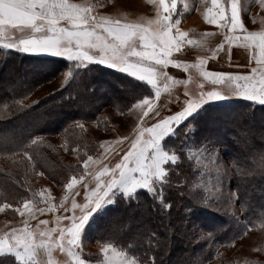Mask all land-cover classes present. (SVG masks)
<instances>
[{"label":"trees","instance_id":"trees-1","mask_svg":"<svg viewBox=\"0 0 264 264\" xmlns=\"http://www.w3.org/2000/svg\"><path fill=\"white\" fill-rule=\"evenodd\" d=\"M28 31L32 30L6 26L3 34L24 37ZM0 62L12 65L11 69L0 67V72L6 75L13 72L11 82L16 80L12 86L0 87V158H14V163L23 164L25 168L28 165L31 169L50 165L54 175L68 173L71 166L56 163L47 150V142L41 137L63 135L77 121L96 120V111L104 103L115 111L123 112L140 99L153 95L152 89L145 82L111 67L90 63L74 70L68 79L50 93L26 102L25 99L30 98L37 86L58 78L69 63L63 57L12 52L3 48H0ZM23 67H29L33 71L45 69L47 74L33 80L27 75L20 82L18 70ZM97 80L102 85L113 87V92L109 100L100 102L99 108L84 115L83 109L91 103L88 90L93 89L91 83L94 85ZM121 80L129 82L131 87L125 94L120 95L115 84H119ZM79 87L86 92L81 97ZM241 107L245 108L241 120L238 122L231 119L225 121V124L223 118L227 119L230 113ZM73 109H78L77 115L64 116ZM54 116L64 117L52 127L44 124V118L50 121ZM191 118H194L189 122L193 126L191 136L195 138L196 144L203 139L204 134L199 133L203 131L199 122L204 118H217L219 123L228 127L224 130V135L220 134L219 127L206 132L219 137L224 143L222 152L230 171L229 184L235 191L236 204L239 207L237 213H220L215 209L217 200L211 206L197 202L207 188L203 185L201 168L186 153L189 133L186 134L179 126L175 128V133L167 135L161 142L164 150L177 154L176 163L165 164L168 170L165 180L152 185V190L140 188L132 195H119L93 221L91 241L98 245H111L135 258L139 264H169L173 247L177 250L174 255L175 264H204L215 257L221 245L232 244L249 229L260 226L264 235V191L261 186L264 181V167L260 165V161L264 160V104L253 105L246 99L213 101L206 105L205 110L197 112ZM252 124L261 126L253 129ZM17 125H23L24 131L14 135ZM231 129L238 132L234 138L228 137ZM68 133L70 137L65 139L70 143L72 133ZM256 139H262L263 145L248 149V143L251 144ZM240 141L242 145L237 144ZM245 150L247 153H242ZM236 152L238 156L235 155ZM26 174L0 166V192L4 198L1 202L11 204L10 202L28 199L33 190L26 183ZM257 192L261 193L259 198H256ZM6 196L13 200L6 199ZM241 207L244 211H240ZM133 210H140L146 215H134ZM175 216L179 217L180 222L189 220L187 238L175 229ZM128 224L136 230L125 229ZM201 233L205 235L201 236ZM95 255L91 254L89 264H95ZM82 256L85 259V255ZM0 264H17V261L12 255L0 256ZM244 264H264V259L254 257Z\"/></svg>","mask_w":264,"mask_h":264},{"label":"snow or ice","instance_id":"snow-or-ice-1","mask_svg":"<svg viewBox=\"0 0 264 264\" xmlns=\"http://www.w3.org/2000/svg\"><path fill=\"white\" fill-rule=\"evenodd\" d=\"M260 4L264 7V0H260ZM159 5L162 9V12H158L159 28L152 30L140 24L122 23L109 17L93 15L92 8L95 5L70 3L69 0H0V33L11 25L13 28L27 26L34 33L40 34L4 44L5 47H19L26 52L43 51L80 62L106 63L146 81L155 89V99L152 96L144 97L131 106L139 109L137 119L142 123L135 126L136 134L130 141V146L125 149L121 146L123 141L112 142L99 159L93 160L89 156L84 162V172L79 176L81 181L89 174V162L101 163L113 154L119 156L120 152L124 153L114 167L101 164L96 172L94 187L89 190L88 183L83 184L84 202L77 203L73 198L69 207L65 203L67 197L62 199L59 207L64 213L71 212V215L57 216L56 227H45L39 232L38 238L28 230L27 221L23 232L15 227L6 229L0 234V256L12 255L17 264H45L41 258L43 250L48 256L46 264H57L52 258L55 248L62 253L66 252L69 257H76V264H84L74 248L80 247V232L91 213L101 206L114 187L119 186L128 195L140 187L152 190L154 180L164 181L168 173L164 165L168 162L176 163L177 156L162 148V138L180 126L206 100L223 98L221 92L215 90L201 91L198 96L191 97L185 92L183 103L170 114L161 116L164 106H158L155 102L161 95L158 79L166 76L163 67L176 63L170 57L174 50L178 51L186 42L187 34L176 27L179 20L171 19L177 0H170V3L168 0H159ZM211 5L205 13V19L211 24L219 23L232 33L239 28L243 32V44L253 48L252 59L255 66L251 68L250 74L245 75L204 71L203 76L212 78L214 83L234 85L229 92L264 103V31L249 32L244 28L238 18L237 0H230V19L226 15L229 9L221 4V0H211ZM174 27L175 33L172 31ZM227 39L231 42L240 40L241 37L228 35ZM65 78L67 79V75ZM192 129L193 126L188 124L184 131L187 134ZM260 165L264 167V160L260 161ZM225 174L228 175L227 172ZM76 184L77 179L74 177L66 187L74 189ZM220 195L219 188L215 194L205 189L197 202L211 206ZM228 197L229 205H233L235 193H228ZM40 203L45 206L34 207L32 200H24V209L31 218L35 219L37 213L52 212L57 207L52 203L50 195L42 198ZM25 211L20 214L25 215ZM240 211H244L243 207ZM231 215H235V211ZM61 221L67 223L61 225ZM47 224L46 220L39 221V225ZM53 233L58 235L53 236ZM200 235L204 236L205 233ZM103 251L107 256L109 249L106 247ZM130 264H137V261L133 260Z\"/></svg>","mask_w":264,"mask_h":264},{"label":"rangeland","instance_id":"rangeland-1","mask_svg":"<svg viewBox=\"0 0 264 264\" xmlns=\"http://www.w3.org/2000/svg\"><path fill=\"white\" fill-rule=\"evenodd\" d=\"M85 3H90L95 5L93 15H99L104 17H109L114 20H119L122 23H146L151 21L152 17L150 14H154V18L158 16V10L156 6L157 0H78ZM200 0H193L195 8L200 6ZM201 3L203 1H200ZM230 2V0H228ZM197 3V4H196ZM237 6H239L240 10L244 12V16L246 18V22L250 24L254 22L253 13L258 14L260 10H264V7H261L260 0H237ZM194 9V10H196ZM250 15V16H249ZM179 20V19H177ZM156 21V20H154ZM153 22V21H152ZM33 35H40L38 33H34L32 31H28L26 36L24 37H17V36H9L4 35L3 32L1 33V41H0V48L9 49L12 52H23L26 54H35L40 56H53V57H63L67 60V65L63 70L61 75L56 79H51L49 82H45L40 84L36 87V89L32 92L30 98L25 99L26 102L36 100L44 95L50 93L55 88H57L60 84H62L66 78L67 79L71 76L72 72L76 69L82 68L90 63H97V62H80L76 60H68L66 57L61 55H54L48 52L37 51V52H26L23 51L19 47H5L4 44L8 43H15L18 42L19 39H29ZM7 40V42L5 41ZM11 55V54H9ZM99 64V63H98ZM0 67H6L11 69V64H7L5 62H0ZM197 70V69H196ZM194 68L189 67L188 73L189 77L185 78V74L180 73L178 71H173V74L178 75V79L182 80L177 81L173 84V92L175 94H179L180 97L174 98L170 103L167 99L156 100V104L163 105L164 108L161 111V116H166L171 113V111L178 107L179 104H182L184 101V92L191 96H198L201 91H218L216 88L222 89L221 95L223 98L221 99H212L206 100L199 108H197L193 113H191L186 120L180 125L182 131L187 127L189 122H192L194 118L192 116L196 115V113H200L201 110L206 109V105L208 103H212L213 101H231V100H238V99H246L249 100L253 105L254 104H264L258 100H252L244 96L237 95L235 93L229 92L231 87L228 84H218L213 87L206 83V77L203 76L199 70L196 71ZM50 72V71H49ZM12 73H8L6 75L4 72H0V87L5 86H12L11 79ZM201 73V74H200ZM43 74H47L46 70H32L29 67H23L22 69L18 70V77L20 82H23L25 77L28 75L30 80L41 78ZM49 74V73H48ZM182 77V78H181ZM88 78V77H87ZM119 84H115L117 88L118 94H125L127 89L131 87L130 83L125 81L118 82ZM122 85V86H121ZM75 85H72L74 87ZM93 89L88 90V95L91 99V103L88 104L87 107H83L82 114H90L93 112V109L99 108V104L102 101L109 100L110 94L113 92V87L109 88L107 85H102L98 80L95 81L93 85L91 83ZM79 89V97L85 95L84 89L81 87ZM183 95V97H181ZM72 96V95H71ZM73 97V96H72ZM96 101V102H95ZM22 102H25L24 100ZM25 102V103H26ZM138 102V101H137ZM24 103V104H25ZM136 103V102H135ZM134 104V103H133ZM132 104V105H133ZM105 105V106H104ZM130 105L125 111H115L107 104H103V106L98 109L96 112L98 113L97 119H89V120H81L75 122L74 126L69 128L67 132L63 135H46L41 137L47 142V150L50 152L52 158L56 163L70 165L71 169L68 173L62 175L59 173L58 175H54L52 173V167L50 165L41 166L39 168L31 169L26 165L25 168L23 164L14 163V158H0V166L5 167L8 170L13 171H23L26 174L29 186L32 188V192L29 193L28 199L32 200L34 207H44L45 205L40 203L42 198H46L48 195L52 198V203L55 204L56 209L52 212H44L43 214L37 213L36 218H31L30 215L24 209L23 202L24 200L14 201L9 203H3V195L0 192V234H2L6 229L10 227H15L18 230L25 229V221H27V227L30 231L31 229H37V233L43 231L45 229V225H39V221L46 220L49 222H53L57 216L71 215V212L64 213L63 209L59 207L60 201L67 197L65 203L70 207L71 201L73 198L77 201V203L84 202V191L83 184L85 182L89 185V190L95 186L96 181V172L99 171L101 168V164H108L109 167H114L116 163L119 162L120 157L123 156V152H120L119 156L113 154L109 156L107 160H102L101 163H92L89 162L88 171L89 174L84 177V180L81 181L79 176L84 172L85 164L84 162L88 159L89 156L93 157V160H97L100 158L101 153L104 152L105 148H108L112 142L123 141L122 147L125 149L130 146V141L135 137V126L139 123H142L137 119V115L139 113V109H134ZM78 109H73L72 111H68L64 114V116H72V114L77 115ZM245 114V108L241 107L236 110L234 113H230L229 117L223 118L224 123L225 121H229L231 119H235L239 122L241 120L242 115ZM63 116V117H64ZM63 117L54 116L50 121L48 118H44V124L52 127L59 123ZM221 119V118H220ZM200 126L202 127L201 132L203 133V139L200 140L199 144H196V140L193 136H191V130L188 132L189 145L186 149V153L188 156H191L193 160L198 164L202 171V180L203 185L213 194H215L216 189H220L221 195L217 198L218 204L216 205L215 209L220 213H237L238 206L236 204V195L233 201V205H229V197L228 193H235L233 188L229 184L230 179V171L228 164L225 161L224 154L222 152L223 142L219 140V137L214 135H210L208 132L209 129H215L219 127L220 134L224 135V130L228 127L224 124L219 123L218 119L212 120L211 118H204L199 122ZM226 124V123H225ZM261 126L260 124H252L251 128H258ZM179 127V126H178ZM177 129V128H176ZM24 131L23 125H17L15 130L13 131L14 135L19 132ZM70 131L72 133L71 142L68 143V140L65 137L69 136L68 133ZM232 131V132H231ZM185 132V131H184ZM175 133V129L168 133L167 135H171ZM238 132L235 129H231L230 133H228V137L234 138ZM165 135L164 137H166ZM227 135V134H225ZM244 135V133H242ZM127 137V140L123 138ZM163 137V138H164ZM162 138V139H163ZM162 142V140H161ZM237 144L242 145L241 141L237 142ZM252 144V146H251ZM248 143V149L253 148V146H261L263 145L262 139H256L253 143ZM103 145V147H101ZM162 146V144H161ZM167 151V150H166ZM247 153V150L242 151V153ZM175 152H171L173 154ZM238 156V153H235ZM177 156V154H176ZM165 167V165H164ZM228 173V175L225 174ZM77 179V184L75 185L74 189H68L66 185L72 181L73 178ZM158 183L157 180L153 181V185ZM262 188L264 191V181L262 183ZM143 188V187H140ZM137 188L136 190L140 189ZM136 190L128 195H132L136 192ZM35 194V195H34ZM256 198L261 196V193H255ZM126 197L122 188L119 186L114 187L105 197V201L101 204L99 208H97L91 215L88 217L87 221L83 225L81 232H80V247L74 248L79 255H85V263L89 264V259L91 260V254L94 256L97 253L96 261L93 263L98 264H130L131 261L135 260L132 256L126 254L123 251L116 249L111 245H98L95 242L91 241L92 232H91V225L93 221L100 216L101 212L104 208L115 202V199L119 196ZM6 199L11 201L13 200L11 197L6 196ZM26 200V199H25ZM4 205H11V207H4ZM19 208V211L17 209ZM25 211V215H21L20 212ZM77 214H79L77 212ZM132 214H137L139 216H145L146 214L141 212L140 210H133ZM131 214V215H132ZM130 215V216H131ZM176 221V230L179 231L180 234L187 238L186 232L187 227L189 225V220H183L180 222L179 217L175 216ZM123 220H120V222ZM129 221H131L129 219ZM188 221V222H187ZM52 223V227L48 226L47 228H55V223ZM104 224V222H103ZM132 224V223H131ZM39 225V227H38ZM129 226L125 227V229L135 231L136 228L132 227V225L128 224ZM159 225V223H158ZM210 225V224H207ZM131 226V227H130ZM210 226H213L211 224ZM58 234L53 233V236ZM108 248L109 251L107 256L103 249ZM264 235L262 227L258 226L256 228H252L246 231V233L236 239L232 244L229 245H221L217 251L214 258L209 260L204 264H244L250 258H257V259H264ZM176 248L173 247L170 253V260L169 264H175V253ZM48 258V256H47ZM52 258L57 261L58 258H62L63 260H67V258L72 260V263L75 261L74 257H69L66 252H60L58 249H53ZM136 261V260H135ZM67 262V261H66ZM65 262V263H66ZM137 264H139L137 262Z\"/></svg>","mask_w":264,"mask_h":264},{"label":"crops","instance_id":"crops-1","mask_svg":"<svg viewBox=\"0 0 264 264\" xmlns=\"http://www.w3.org/2000/svg\"><path fill=\"white\" fill-rule=\"evenodd\" d=\"M200 1L203 2L201 3ZM200 1V6L196 9L193 0H177L176 8L171 12V19L173 21L179 19L180 21L179 25H176V27H178L180 31L185 32L187 34L185 37L186 42L181 46L178 51L174 50L170 57V59L176 61V63L169 64L168 66L163 67L162 69L163 72L166 73V76H160L158 79V85L161 89V95L158 100L167 99L171 103L174 98L180 97L179 94L177 95L173 92L172 86L175 82H181L182 80L178 79V75L173 74V71H178L180 73L185 74V78L190 76L188 73L189 67H192L195 70L197 69L196 71L199 70L201 73H203L204 71H225L232 73L233 75H245L250 74L251 68L255 66V61L252 59L253 48L246 47L242 42L243 32L238 28L235 30L234 33H232L229 32V29L221 27L219 23H209L205 19V13L208 8L212 7L211 0ZM69 2L81 5H92L91 2L85 3L78 0H69ZM168 2L170 3V0H168ZM155 4L157 6L158 12H162V9H160L159 0H157ZM221 4L228 7L229 10L226 15L230 19V2H228V0H221ZM92 12L94 13V7L92 8ZM237 14L238 18L241 20V23L247 31H264V10H260L258 14L253 13L252 16L255 21L251 22L250 24L246 22L247 20L244 16V12L240 10L239 6H237ZM149 16L152 17L150 22L148 18V22L146 23H133L149 27L152 30H157L159 28V24L157 22L158 16L157 18H154V14H150ZM61 23L63 24L64 22L62 21ZM8 26L12 27L11 25ZM17 27L29 28L27 26ZM176 27L172 29L173 33H175L176 31ZM228 35H237L240 36L241 39L230 42L227 39ZM256 51L258 52V50ZM201 61H203V63H201ZM99 64L121 71L119 68L109 66L106 63ZM169 77L170 79H168ZM206 79V83L212 85L213 87H218L216 85L223 84L214 83L212 78ZM143 82L148 84L146 81ZM149 86L153 91L152 97L155 99V89H153L151 85ZM219 87L216 88V90L222 91V89H220ZM183 95L181 97H183ZM52 223L53 222H49L46 227H52ZM54 223L56 225L55 220ZM65 223H67V221H61V225H64ZM30 231L35 234V238L39 237L37 229L33 230L30 228ZM41 252V258L46 264L48 259L47 253H44L43 250H41ZM79 258L84 261V264H86L85 260L83 259V256L79 255ZM74 259L75 261L73 263L72 260L69 258H67V260L58 258L56 262L57 264H76V257H74Z\"/></svg>","mask_w":264,"mask_h":264}]
</instances>
